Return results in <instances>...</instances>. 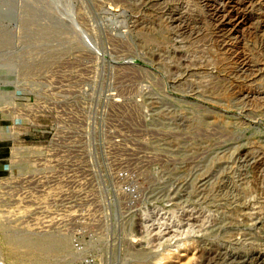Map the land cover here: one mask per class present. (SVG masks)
Masks as SVG:
<instances>
[{"label":"rangeland","instance_id":"374dc122","mask_svg":"<svg viewBox=\"0 0 264 264\" xmlns=\"http://www.w3.org/2000/svg\"><path fill=\"white\" fill-rule=\"evenodd\" d=\"M87 263L264 264V0H0V264Z\"/></svg>","mask_w":264,"mask_h":264},{"label":"built area","instance_id":"2783aa9c","mask_svg":"<svg viewBox=\"0 0 264 264\" xmlns=\"http://www.w3.org/2000/svg\"><path fill=\"white\" fill-rule=\"evenodd\" d=\"M66 142L57 135L36 142L24 140L20 147L25 165H29V171L24 172L26 182L34 184L38 189L63 187L59 183L63 182L62 179H68V175L74 171L73 150H70ZM59 146L66 149L60 151Z\"/></svg>","mask_w":264,"mask_h":264},{"label":"bare ground","instance_id":"6f19581e","mask_svg":"<svg viewBox=\"0 0 264 264\" xmlns=\"http://www.w3.org/2000/svg\"><path fill=\"white\" fill-rule=\"evenodd\" d=\"M250 2V1H249ZM222 9V8H221ZM214 13V12H213ZM226 16V15H225ZM218 20V19H217ZM227 21V20H226ZM232 23V22H231ZM241 23V22H240ZM219 24V23H218ZM225 26V25H224ZM222 29V28H221ZM225 31V30H224ZM220 33V32H219ZM225 35V34H224ZM151 41V40H150ZM240 64V63H239ZM246 66V65H245ZM163 215H161V216H159L160 218H163L162 217ZM169 219L172 221V223H174L179 229L181 228V226H180V219L179 218H177L175 215H169ZM164 225V224H163ZM163 225L161 224H159V225H157L156 226V228H155V230H156V235L157 234H163ZM188 228V227H187ZM182 229L180 232L181 233H184V232H188L189 230H190V228H188V229ZM178 232V231H177ZM180 233V234H181ZM178 246H180V245H178ZM182 246V245H181ZM180 248V247H179Z\"/></svg>","mask_w":264,"mask_h":264}]
</instances>
